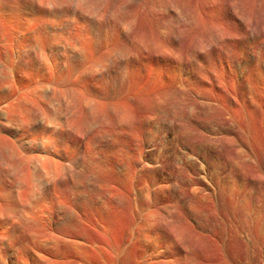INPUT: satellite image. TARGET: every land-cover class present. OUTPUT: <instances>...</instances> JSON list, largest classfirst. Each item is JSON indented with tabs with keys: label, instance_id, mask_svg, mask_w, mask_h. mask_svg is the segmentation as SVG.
<instances>
[{
	"label": "rangeland",
	"instance_id": "374dc122",
	"mask_svg": "<svg viewBox=\"0 0 264 264\" xmlns=\"http://www.w3.org/2000/svg\"><path fill=\"white\" fill-rule=\"evenodd\" d=\"M0 264H264V0H0Z\"/></svg>",
	"mask_w": 264,
	"mask_h": 264
}]
</instances>
